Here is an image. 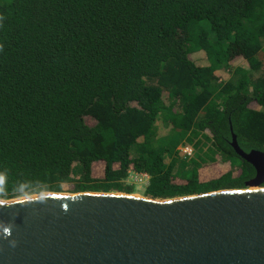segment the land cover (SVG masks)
Here are the masks:
<instances>
[{
	"label": "trees",
	"instance_id": "16d2710c",
	"mask_svg": "<svg viewBox=\"0 0 264 264\" xmlns=\"http://www.w3.org/2000/svg\"><path fill=\"white\" fill-rule=\"evenodd\" d=\"M232 132L264 151V0H0V199L243 189Z\"/></svg>",
	"mask_w": 264,
	"mask_h": 264
},
{
	"label": "water",
	"instance_id": "95a60500",
	"mask_svg": "<svg viewBox=\"0 0 264 264\" xmlns=\"http://www.w3.org/2000/svg\"><path fill=\"white\" fill-rule=\"evenodd\" d=\"M231 146L264 183V151ZM0 264H264V187L151 199L55 193L0 199Z\"/></svg>",
	"mask_w": 264,
	"mask_h": 264
},
{
	"label": "rangeland",
	"instance_id": "374dc122",
	"mask_svg": "<svg viewBox=\"0 0 264 264\" xmlns=\"http://www.w3.org/2000/svg\"><path fill=\"white\" fill-rule=\"evenodd\" d=\"M249 107H251L252 109H260L258 105L252 103L249 105ZM210 144H208L207 146H204L203 147V150L205 151L207 149V147H209ZM184 147L180 146L178 149L182 151ZM192 149V147H191ZM194 155V149H192V152H191V156L189 157H192ZM236 169L238 168L237 165H235V167H231V165H229L228 163L224 164V165H221L219 163H213V164H208L207 166H204L200 172L202 173V178L203 179H208V178H213V177H216V176H220L222 175L224 172L230 170V169ZM100 169V166L97 167L95 166L94 167V170L95 172L93 173L94 176L96 177H101V171L99 170ZM147 178L144 177V176H140V175H136L135 173H130L129 177L127 178V180L125 181L126 184H129V185H134L135 187V191L134 193H131L132 195H135V196H138V197H146L144 196V190H145V187L147 185ZM257 188V187H264V183H262L261 186H246L245 188L243 189H253V188ZM65 193H68V192H65ZM100 193H103V192H100ZM110 193H122V192H110ZM123 194H126V193H123ZM148 198V197H146Z\"/></svg>",
	"mask_w": 264,
	"mask_h": 264
},
{
	"label": "built area",
	"instance_id": "2783aa9c",
	"mask_svg": "<svg viewBox=\"0 0 264 264\" xmlns=\"http://www.w3.org/2000/svg\"><path fill=\"white\" fill-rule=\"evenodd\" d=\"M182 151L185 153V155H187V156H191L192 149H191L190 146H186V147H184V148L182 149ZM135 174H136V175H139V174H137V173H135ZM140 176H144V177H146L145 175H140Z\"/></svg>",
	"mask_w": 264,
	"mask_h": 264
},
{
	"label": "bare ground",
	"instance_id": "6f19581e",
	"mask_svg": "<svg viewBox=\"0 0 264 264\" xmlns=\"http://www.w3.org/2000/svg\"><path fill=\"white\" fill-rule=\"evenodd\" d=\"M259 188H260V187H257V188L255 187V188H253V189H249V190H254V189H259Z\"/></svg>",
	"mask_w": 264,
	"mask_h": 264
}]
</instances>
